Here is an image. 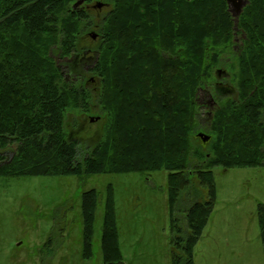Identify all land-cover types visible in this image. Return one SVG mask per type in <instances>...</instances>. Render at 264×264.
<instances>
[{
  "label": "trees",
  "instance_id": "1",
  "mask_svg": "<svg viewBox=\"0 0 264 264\" xmlns=\"http://www.w3.org/2000/svg\"><path fill=\"white\" fill-rule=\"evenodd\" d=\"M76 1L0 0V176L166 170L172 262L195 264L216 204L213 168L264 165V0H248L240 15L245 47L232 76L234 97L225 100L212 78L236 36L226 0H86L74 10ZM91 31L98 41L85 47ZM95 80L96 104L109 121L100 142L82 154L67 136L65 116L69 108L91 110ZM206 84L218 99L212 117L201 103L210 99ZM191 175L206 199L184 208L185 228L178 213ZM108 189L103 264H124ZM99 200L96 190L82 194L85 258L93 255ZM257 217L264 244V203Z\"/></svg>",
  "mask_w": 264,
  "mask_h": 264
},
{
  "label": "rangeland",
  "instance_id": "2",
  "mask_svg": "<svg viewBox=\"0 0 264 264\" xmlns=\"http://www.w3.org/2000/svg\"><path fill=\"white\" fill-rule=\"evenodd\" d=\"M106 11L102 9L101 14ZM91 33L97 32L91 31L83 37L85 47L98 41V33L96 39ZM242 34L237 31L231 50L221 55L214 71L213 91L217 98L234 97L232 76L237 58L243 53ZM57 61L63 63L66 59ZM218 69L228 73L219 85L216 84ZM97 84L92 82L89 88L94 94L91 110L69 108L65 116L67 136L79 141L82 154L100 142L109 121L96 104ZM213 172L216 204L194 248L195 264H264V244L257 217L258 204L264 203V165L228 169L216 166ZM109 186L115 199L123 263L173 264L176 249L166 170L82 178L0 176V264H103L101 238ZM191 186L178 213L185 228L184 208L195 200L206 199V189L195 175H191ZM89 190L99 192L100 200L92 239L93 255L85 258L82 194Z\"/></svg>",
  "mask_w": 264,
  "mask_h": 264
},
{
  "label": "water",
  "instance_id": "3",
  "mask_svg": "<svg viewBox=\"0 0 264 264\" xmlns=\"http://www.w3.org/2000/svg\"><path fill=\"white\" fill-rule=\"evenodd\" d=\"M86 0H77L76 3L73 5V9L76 10L78 7H80ZM228 4L229 12L231 13L233 20H234V28L235 30L238 29V22L240 15L242 14L245 6L248 4V0H226ZM104 7V3L102 2H96L93 5V8L95 9H102ZM90 36L93 39L97 38V33H91ZM221 71V70H220ZM198 137L202 139V141H208L210 136L207 135L204 132L198 133Z\"/></svg>",
  "mask_w": 264,
  "mask_h": 264
},
{
  "label": "flooded vegetation",
  "instance_id": "4",
  "mask_svg": "<svg viewBox=\"0 0 264 264\" xmlns=\"http://www.w3.org/2000/svg\"><path fill=\"white\" fill-rule=\"evenodd\" d=\"M242 38L245 39V36H243ZM242 47H243V42H242ZM226 77H228V73L226 71H219V69H218L216 79L219 81H217L216 84L219 85L221 83L220 80H222L223 78H226ZM204 93H206V95L210 99L208 101H203L204 98L202 97L201 103H202L203 107L208 111V112L207 111L206 112L209 115V117H212V111L214 108H216L217 102L212 101V95L210 93V86L208 84L205 85Z\"/></svg>",
  "mask_w": 264,
  "mask_h": 264
},
{
  "label": "bare ground",
  "instance_id": "5",
  "mask_svg": "<svg viewBox=\"0 0 264 264\" xmlns=\"http://www.w3.org/2000/svg\"><path fill=\"white\" fill-rule=\"evenodd\" d=\"M240 22V21H239Z\"/></svg>",
  "mask_w": 264,
  "mask_h": 264
}]
</instances>
